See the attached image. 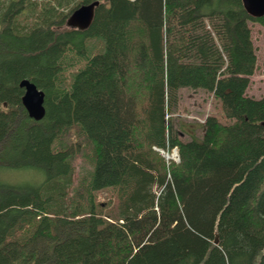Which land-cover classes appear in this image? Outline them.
I'll list each match as a JSON object with an SVG mask.
<instances>
[{
	"label": "trees",
	"instance_id": "1",
	"mask_svg": "<svg viewBox=\"0 0 264 264\" xmlns=\"http://www.w3.org/2000/svg\"><path fill=\"white\" fill-rule=\"evenodd\" d=\"M92 1L0 0V169L45 173L0 181V264H264V96L247 93L264 16L244 0H99L68 27ZM23 77L45 91L40 120ZM182 87L227 121L183 138L168 114ZM79 157L92 169L75 180Z\"/></svg>",
	"mask_w": 264,
	"mask_h": 264
},
{
	"label": "rangeland",
	"instance_id": "2",
	"mask_svg": "<svg viewBox=\"0 0 264 264\" xmlns=\"http://www.w3.org/2000/svg\"><path fill=\"white\" fill-rule=\"evenodd\" d=\"M252 38L256 47L257 68L251 76L247 93L252 97L261 98L264 96V22L252 23ZM90 45H93L94 47H92L97 50L100 49L101 42L95 40ZM172 108L173 110L168 113L169 117L172 118L173 125L180 129L185 139H189L192 134L199 139L202 137V125L209 113H214L221 120L227 121V118L222 114L220 102L204 89L182 87L179 90L178 104ZM75 168V180H77L83 174H87L92 169V166L84 158L79 157L75 163ZM34 169L36 170L1 168L0 181L4 183L25 184L28 182L37 183L45 179V173L42 169ZM33 171H39L41 174ZM97 194L98 200L106 199L107 195L104 192L100 191Z\"/></svg>",
	"mask_w": 264,
	"mask_h": 264
},
{
	"label": "water",
	"instance_id": "3",
	"mask_svg": "<svg viewBox=\"0 0 264 264\" xmlns=\"http://www.w3.org/2000/svg\"><path fill=\"white\" fill-rule=\"evenodd\" d=\"M99 4V0L90 3H84L75 8L66 20L69 27L85 29L91 24L95 8ZM246 10L253 16H264V0H244ZM23 87L22 102L31 118L40 120L45 116V91L40 89L35 82L24 78L19 82ZM218 243V236L215 238Z\"/></svg>",
	"mask_w": 264,
	"mask_h": 264
},
{
	"label": "bare ground",
	"instance_id": "4",
	"mask_svg": "<svg viewBox=\"0 0 264 264\" xmlns=\"http://www.w3.org/2000/svg\"><path fill=\"white\" fill-rule=\"evenodd\" d=\"M82 4H84V3H82ZM81 5V4H80ZM79 5V6H80ZM78 7V6H77ZM76 7V8H77ZM91 53H95V49H92L91 50ZM71 69H73V68H71ZM68 73H72V71L71 70H69L68 71ZM24 78H27V79H29V80H31L30 78H28V77H23V78H21L20 79V81L22 80V79H24ZM19 81V82H20ZM31 81H33V80H31ZM34 82V81H33ZM37 85V84H36ZM20 86V85H19ZM38 86V85H37ZM21 87V86H20ZM39 87V86H38ZM22 89H23V87H21ZM40 89H42L41 87H39ZM192 88V87H191ZM193 89H201V88H193ZM23 93H24V90H23ZM23 95V94H22ZM21 99H22V96H21ZM22 104H23V102H22ZM24 106V105H23ZM25 107V106H24ZM26 109V108H25ZM27 110V109H26ZM28 112V111H27ZM71 130H74V127L72 126L70 129H69V131H71ZM167 130H169V127H167ZM169 165L170 164H168V167H169ZM34 168H37V167H30V166H22V168L21 169H26V170H36V169H34ZM38 169H40V168H38ZM33 172H37V173H40L39 171H33ZM41 174V173H40ZM168 176H169V178H171V174H170V171H168ZM158 186H160L161 188H163L160 184H158V182L157 181H155V182H153V185L151 186V189H156L157 190V192L159 193V191H158V189H159V187ZM122 221V220H121ZM218 236V242H219V234H216V237ZM215 237V238H216ZM214 243H215V240H214ZM215 244H218V243H215Z\"/></svg>",
	"mask_w": 264,
	"mask_h": 264
},
{
	"label": "built area",
	"instance_id": "5",
	"mask_svg": "<svg viewBox=\"0 0 264 264\" xmlns=\"http://www.w3.org/2000/svg\"><path fill=\"white\" fill-rule=\"evenodd\" d=\"M166 156H167V158H172L173 157V158H175L177 160L179 159L178 156H177V152H173L172 155L167 153Z\"/></svg>",
	"mask_w": 264,
	"mask_h": 264
}]
</instances>
